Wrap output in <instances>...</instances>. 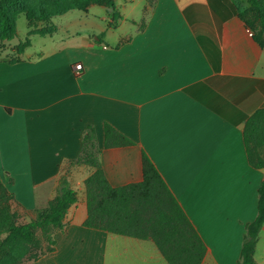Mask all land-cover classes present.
<instances>
[{
    "label": "crops",
    "instance_id": "0c3cea01",
    "mask_svg": "<svg viewBox=\"0 0 264 264\" xmlns=\"http://www.w3.org/2000/svg\"><path fill=\"white\" fill-rule=\"evenodd\" d=\"M130 1L117 5L115 28L106 7L71 11L52 20L57 32L38 51L31 43L18 63L0 58V178L14 209L32 217L93 126L114 187L143 180L145 152L207 244L203 264H237L264 181L244 142L247 121L264 108V46L224 0ZM106 123L135 145L106 150ZM93 173L70 172L79 201L55 250L31 264H163L153 241L84 226Z\"/></svg>",
    "mask_w": 264,
    "mask_h": 264
},
{
    "label": "trees",
    "instance_id": "16d2710c",
    "mask_svg": "<svg viewBox=\"0 0 264 264\" xmlns=\"http://www.w3.org/2000/svg\"><path fill=\"white\" fill-rule=\"evenodd\" d=\"M210 1L212 5L214 0ZM224 1L230 5L228 12L232 8L234 15L253 32L255 40L264 46V0H247L246 8H240L231 0ZM93 6L111 10L109 28L117 27L123 20L116 0H0L1 43L18 37L16 16L24 15L30 28L26 40L16 46L18 58L9 62L21 61V56L31 46V37L56 33L57 27L52 23L54 18L71 11L87 12ZM244 142L250 165L264 169V108L247 121ZM104 145L109 150L131 147L135 143L106 123ZM101 153L95 129L88 126L83 135L81 152L67 162L55 197L47 207L34 211L28 222H21L22 215L14 209L15 197L0 178V264H19L28 254L32 263L55 250V234L63 232L69 210L79 201L70 181V172L83 166L94 169L93 175L85 181L88 204L85 227L153 241L168 264H203L208 252L207 244L151 158L143 152L141 182L114 187L101 166ZM263 226L264 181L259 189L258 215L246 225L237 264H256V249ZM33 249H39L41 253L35 255Z\"/></svg>",
    "mask_w": 264,
    "mask_h": 264
},
{
    "label": "rangeland",
    "instance_id": "374dc122",
    "mask_svg": "<svg viewBox=\"0 0 264 264\" xmlns=\"http://www.w3.org/2000/svg\"><path fill=\"white\" fill-rule=\"evenodd\" d=\"M140 1V0H138ZM154 1V0H153ZM237 3V5L240 8H246L247 7V0H233ZM130 0H117V5L119 6H125L127 4H130ZM98 8V10H101L100 7H96ZM97 10V9H96ZM124 14L128 13V10L123 9ZM75 14L77 15H81L83 14L82 11H77ZM16 21H17V27L18 28V37L15 38L14 40L10 41V42H0V58L4 59V60H8V61H13L16 60L18 57L16 55L15 49L16 46L22 42L25 41L26 38L28 37V30H29V23L26 19V17L24 15H20V16H16ZM60 19L57 17L54 20V24L58 26V24L60 23ZM44 38L42 36H38L36 38H32L31 37V41H32V49L31 52H35L38 51L40 48V44L43 42ZM15 209L21 210V208L17 207L14 205ZM29 215L28 214H23L22 213V217H21V222H28L29 221ZM33 253L35 255H39L41 253V250L39 249H33ZM31 255L28 254L25 257L22 258V260L19 262V264H30L32 259L30 257ZM256 260L258 261V263L260 264H264V231L261 234V237L259 238V244L257 247V254H256ZM162 262L163 264H166L164 258L162 257ZM130 260H127L125 263H130Z\"/></svg>",
    "mask_w": 264,
    "mask_h": 264
},
{
    "label": "built area",
    "instance_id": "2783aa9c",
    "mask_svg": "<svg viewBox=\"0 0 264 264\" xmlns=\"http://www.w3.org/2000/svg\"><path fill=\"white\" fill-rule=\"evenodd\" d=\"M75 69H76V73L80 74L81 71L83 70V65L82 64H77Z\"/></svg>",
    "mask_w": 264,
    "mask_h": 264
}]
</instances>
